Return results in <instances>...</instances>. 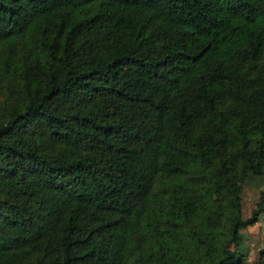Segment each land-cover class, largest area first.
I'll use <instances>...</instances> for the list:
<instances>
[{
  "label": "trees",
  "instance_id": "1",
  "mask_svg": "<svg viewBox=\"0 0 264 264\" xmlns=\"http://www.w3.org/2000/svg\"><path fill=\"white\" fill-rule=\"evenodd\" d=\"M250 177L264 0H0V264H248Z\"/></svg>",
  "mask_w": 264,
  "mask_h": 264
},
{
  "label": "rangeland",
  "instance_id": "2",
  "mask_svg": "<svg viewBox=\"0 0 264 264\" xmlns=\"http://www.w3.org/2000/svg\"><path fill=\"white\" fill-rule=\"evenodd\" d=\"M264 190V180L262 178L250 177L242 184L240 193L242 217L249 218L252 211L259 204V194ZM242 246L248 253V264H254L258 257V251L264 247V211L260 214L255 225L243 228L240 231ZM234 248H236L234 246Z\"/></svg>",
  "mask_w": 264,
  "mask_h": 264
}]
</instances>
